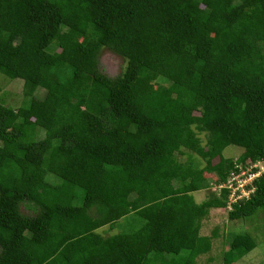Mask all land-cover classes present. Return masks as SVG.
<instances>
[{"label": "trees", "instance_id": "trees-1", "mask_svg": "<svg viewBox=\"0 0 264 264\" xmlns=\"http://www.w3.org/2000/svg\"><path fill=\"white\" fill-rule=\"evenodd\" d=\"M0 75L25 97L0 101V264H198L233 178L251 182L227 220L260 226L264 0H0Z\"/></svg>", "mask_w": 264, "mask_h": 264}, {"label": "rangeland", "instance_id": "rangeland-1", "mask_svg": "<svg viewBox=\"0 0 264 264\" xmlns=\"http://www.w3.org/2000/svg\"><path fill=\"white\" fill-rule=\"evenodd\" d=\"M54 49V48H53ZM50 49L49 51H53ZM98 71L108 78H115L120 75L124 69L123 61L115 56L110 51L104 49L100 52L98 59ZM44 92L38 90L35 93V99H43ZM23 96V82L21 80L9 81L6 77L0 75V101L4 105L17 109L25 101ZM43 137V133L39 135V138ZM201 145L206 144V137L201 135ZM240 149L236 147H228L224 150V158L236 159L239 155ZM182 161L187 160V156H179ZM204 164L202 163V166ZM261 168V167H260ZM258 167V170H260ZM243 176V174H242ZM213 179L215 177H212ZM52 182V179L50 180ZM211 182V179H210ZM251 182V179L245 182H241L239 178H233L227 188L231 190L229 194L227 209L225 210H211L207 221L204 223L202 233L206 236H211L213 232L217 233V236L212 240V248L210 253L205 256L199 257L198 264H223V253L227 250L231 239L234 235L238 233H247L252 236L253 239H257L256 248L244 256L241 260L235 264H264V212L262 213L260 226L255 223H242L238 222H229L227 220V213L231 210L232 204L238 200L247 197L248 193L245 190V187ZM238 185H235L237 184ZM220 188L218 185H211L209 190L200 191L194 194V197L197 203H202L207 200L211 195L218 196L220 194ZM239 193V194H238ZM231 205V206H230ZM244 222V221H243Z\"/></svg>", "mask_w": 264, "mask_h": 264}, {"label": "clouds", "instance_id": "clouds-1", "mask_svg": "<svg viewBox=\"0 0 264 264\" xmlns=\"http://www.w3.org/2000/svg\"><path fill=\"white\" fill-rule=\"evenodd\" d=\"M243 182H245V181H243Z\"/></svg>", "mask_w": 264, "mask_h": 264}]
</instances>
